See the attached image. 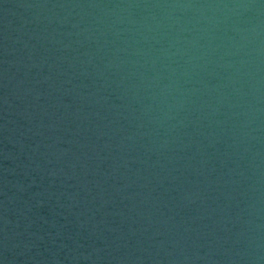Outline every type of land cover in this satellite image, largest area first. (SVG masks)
I'll list each match as a JSON object with an SVG mask.
<instances>
[{"label":"water","instance_id":"water-1","mask_svg":"<svg viewBox=\"0 0 264 264\" xmlns=\"http://www.w3.org/2000/svg\"><path fill=\"white\" fill-rule=\"evenodd\" d=\"M0 264H264V0H0Z\"/></svg>","mask_w":264,"mask_h":264}]
</instances>
